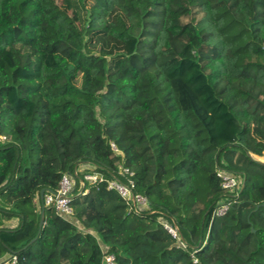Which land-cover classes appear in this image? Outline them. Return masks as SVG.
Listing matches in <instances>:
<instances>
[{
    "label": "trees",
    "instance_id": "trees-1",
    "mask_svg": "<svg viewBox=\"0 0 264 264\" xmlns=\"http://www.w3.org/2000/svg\"><path fill=\"white\" fill-rule=\"evenodd\" d=\"M0 137V261L264 264V0H0ZM119 166L144 209L40 200ZM217 170L244 187L213 218Z\"/></svg>",
    "mask_w": 264,
    "mask_h": 264
},
{
    "label": "built area",
    "instance_id": "built-area-1",
    "mask_svg": "<svg viewBox=\"0 0 264 264\" xmlns=\"http://www.w3.org/2000/svg\"><path fill=\"white\" fill-rule=\"evenodd\" d=\"M3 140L4 137H0V141ZM111 148L114 152H117L113 145H111ZM133 177V173L122 166L118 167L115 177L108 180L99 172H82V170L78 169L73 174L64 175L59 182L58 188L54 192L44 193L41 202L45 207H52L57 216L69 218L73 212L70 202L74 197L85 195L91 186L105 184L106 188L116 192L130 209L141 210L148 205V200L145 196L134 192L135 183ZM216 177L219 180L221 189L225 191V197L214 207L212 211L213 218L227 214L231 207V200L244 187V177L241 175L217 170ZM164 228L173 238L180 241L175 228L167 224L164 225ZM0 264H17V259L14 256L8 257L0 261ZM102 264H116L115 257L112 254H104Z\"/></svg>",
    "mask_w": 264,
    "mask_h": 264
},
{
    "label": "water",
    "instance_id": "water-1",
    "mask_svg": "<svg viewBox=\"0 0 264 264\" xmlns=\"http://www.w3.org/2000/svg\"><path fill=\"white\" fill-rule=\"evenodd\" d=\"M44 193H45V190L44 189H42L41 191H40V200L42 201V199H43V195H44ZM43 212H41V218H40V222H39V229H41L42 228V226H43Z\"/></svg>",
    "mask_w": 264,
    "mask_h": 264
},
{
    "label": "rangeland",
    "instance_id": "rangeland-1",
    "mask_svg": "<svg viewBox=\"0 0 264 264\" xmlns=\"http://www.w3.org/2000/svg\"><path fill=\"white\" fill-rule=\"evenodd\" d=\"M259 161H261V162L264 163V157L259 158ZM15 224H16V221H12V222L9 223L10 226H13V225H15Z\"/></svg>",
    "mask_w": 264,
    "mask_h": 264
},
{
    "label": "crops",
    "instance_id": "crops-1",
    "mask_svg": "<svg viewBox=\"0 0 264 264\" xmlns=\"http://www.w3.org/2000/svg\"><path fill=\"white\" fill-rule=\"evenodd\" d=\"M262 158V157H261ZM258 160H259V158H258Z\"/></svg>",
    "mask_w": 264,
    "mask_h": 264
}]
</instances>
